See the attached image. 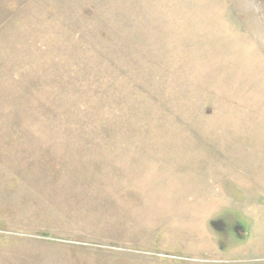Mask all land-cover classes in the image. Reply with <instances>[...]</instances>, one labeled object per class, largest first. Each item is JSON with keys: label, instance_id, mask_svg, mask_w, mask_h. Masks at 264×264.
Wrapping results in <instances>:
<instances>
[{"label": "rangeland", "instance_id": "rangeland-1", "mask_svg": "<svg viewBox=\"0 0 264 264\" xmlns=\"http://www.w3.org/2000/svg\"><path fill=\"white\" fill-rule=\"evenodd\" d=\"M0 264H264V0H0Z\"/></svg>", "mask_w": 264, "mask_h": 264}, {"label": "flooded vegetation", "instance_id": "flooded-vegetation-1", "mask_svg": "<svg viewBox=\"0 0 264 264\" xmlns=\"http://www.w3.org/2000/svg\"><path fill=\"white\" fill-rule=\"evenodd\" d=\"M218 221H220V222H218V223H216V225H214L215 226V229H218L217 227H219V226H222V228L221 229H223V231L225 232V237H227L228 236V233H226V223L223 221V220H218ZM220 223V224H219ZM233 229H232V231L237 235V236H239V237H241V234H240V231L242 230V227L240 226V225H235V226H233L232 227Z\"/></svg>", "mask_w": 264, "mask_h": 264}, {"label": "water", "instance_id": "water-1", "mask_svg": "<svg viewBox=\"0 0 264 264\" xmlns=\"http://www.w3.org/2000/svg\"><path fill=\"white\" fill-rule=\"evenodd\" d=\"M243 231H244V230H243V228H242V230L240 231L241 236L244 235Z\"/></svg>", "mask_w": 264, "mask_h": 264}]
</instances>
